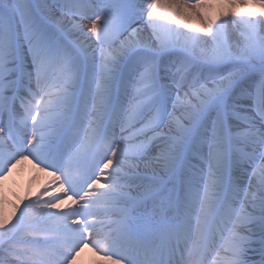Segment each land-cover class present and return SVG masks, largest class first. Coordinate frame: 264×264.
Listing matches in <instances>:
<instances>
[{"label":"snow or ice","instance_id":"snow-or-ice-1","mask_svg":"<svg viewBox=\"0 0 264 264\" xmlns=\"http://www.w3.org/2000/svg\"><path fill=\"white\" fill-rule=\"evenodd\" d=\"M30 157L0 264H264V0H0V180Z\"/></svg>","mask_w":264,"mask_h":264},{"label":"bare ground","instance_id":"bare-ground-1","mask_svg":"<svg viewBox=\"0 0 264 264\" xmlns=\"http://www.w3.org/2000/svg\"><path fill=\"white\" fill-rule=\"evenodd\" d=\"M238 11L243 13L246 10L243 7H240ZM45 171L46 173L44 174ZM44 172L34 167L29 161L21 160L20 163H14V166L11 167V171L5 176L3 180H0V201H2V203H0V212H2L6 219L9 221H14V213L16 215L18 213L17 206L20 205V199L19 196L16 195V191L19 189L18 186L23 180L26 182H34L35 184H39L40 179L43 177L46 183L45 186L51 185L54 176H52L48 170H44ZM45 186H43V188ZM53 187L55 186L53 185ZM65 203L70 204V202ZM72 206L74 207V205ZM106 229L107 226H105L104 230H101L99 235H92L89 239L91 241L102 239ZM80 257H82V259L78 264H108L107 260L104 258L103 252L97 253L88 240L85 243V251L78 258ZM109 264H111L110 261Z\"/></svg>","mask_w":264,"mask_h":264}]
</instances>
